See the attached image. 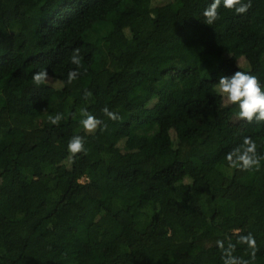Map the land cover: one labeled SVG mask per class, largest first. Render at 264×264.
<instances>
[{
	"label": "trees",
	"instance_id": "1",
	"mask_svg": "<svg viewBox=\"0 0 264 264\" xmlns=\"http://www.w3.org/2000/svg\"><path fill=\"white\" fill-rule=\"evenodd\" d=\"M209 3L0 0V264H224L220 242L264 264V121L214 87L239 68L264 82V0L212 25ZM244 137L258 167L225 159Z\"/></svg>",
	"mask_w": 264,
	"mask_h": 264
},
{
	"label": "clouds",
	"instance_id": "2",
	"mask_svg": "<svg viewBox=\"0 0 264 264\" xmlns=\"http://www.w3.org/2000/svg\"><path fill=\"white\" fill-rule=\"evenodd\" d=\"M249 5L244 0H211V3L203 10L204 23L207 25L214 24L220 16L219 9L224 8L233 11L235 14H243L247 12ZM70 62L77 68L68 73L67 83H71L77 79L80 72L81 56L79 49L73 50L70 56ZM239 68V66H238ZM49 73L47 69H40L32 73V81L37 85L44 84L48 81ZM215 92L220 95L226 105L235 106L238 109V117L240 120L249 123L255 121H264V82H261L258 76L250 71H235L231 75H221L215 83ZM90 92H85V97L90 96ZM104 113L109 118L115 120V113L105 108ZM80 123L86 131L96 129L100 121L90 114L87 109H81ZM51 124L56 125L62 119L61 114L48 117ZM84 137L74 135L69 139L67 149L69 153L75 154L84 150ZM230 167H239L248 169L253 166H259L262 157L257 154V144L249 137H244L242 143L236 148L229 151L225 156ZM240 243L247 244L250 248L255 247V240L249 234L240 238ZM223 249L224 264H248V261L233 255L234 246L229 244L224 248V244L220 242Z\"/></svg>",
	"mask_w": 264,
	"mask_h": 264
},
{
	"label": "rangeland",
	"instance_id": "3",
	"mask_svg": "<svg viewBox=\"0 0 264 264\" xmlns=\"http://www.w3.org/2000/svg\"><path fill=\"white\" fill-rule=\"evenodd\" d=\"M207 66V64L205 63V64H203V67H206Z\"/></svg>",
	"mask_w": 264,
	"mask_h": 264
}]
</instances>
